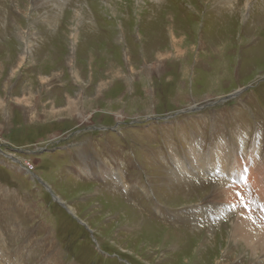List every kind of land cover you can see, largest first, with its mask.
<instances>
[{
  "label": "rangeland",
  "instance_id": "374dc122",
  "mask_svg": "<svg viewBox=\"0 0 264 264\" xmlns=\"http://www.w3.org/2000/svg\"><path fill=\"white\" fill-rule=\"evenodd\" d=\"M219 147L264 162V0H0V264H264Z\"/></svg>",
  "mask_w": 264,
  "mask_h": 264
},
{
  "label": "bare ground",
  "instance_id": "6f19581e",
  "mask_svg": "<svg viewBox=\"0 0 264 264\" xmlns=\"http://www.w3.org/2000/svg\"><path fill=\"white\" fill-rule=\"evenodd\" d=\"M224 152L232 153L219 147L209 156L194 158L192 163L199 169L209 170V172L215 173L219 177L228 179L230 189L224 193V197L229 205L237 208L235 196L231 190L243 189L245 185L252 186L264 204V162H261L255 154L247 155L242 151L238 156L229 155L226 157ZM236 197L238 200L247 202L242 190ZM233 238L243 243L247 249L249 248L252 255L258 253L264 255V217L255 206H246V210L233 221V230L230 229V239Z\"/></svg>",
  "mask_w": 264,
  "mask_h": 264
},
{
  "label": "water",
  "instance_id": "95a60500",
  "mask_svg": "<svg viewBox=\"0 0 264 264\" xmlns=\"http://www.w3.org/2000/svg\"><path fill=\"white\" fill-rule=\"evenodd\" d=\"M72 214V213H71ZM72 216L74 217V215L72 214Z\"/></svg>",
  "mask_w": 264,
  "mask_h": 264
}]
</instances>
